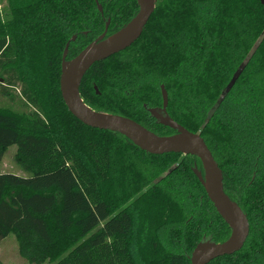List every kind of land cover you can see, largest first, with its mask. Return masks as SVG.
<instances>
[{
    "label": "trees",
    "instance_id": "trees-1",
    "mask_svg": "<svg viewBox=\"0 0 264 264\" xmlns=\"http://www.w3.org/2000/svg\"><path fill=\"white\" fill-rule=\"evenodd\" d=\"M0 9V94L21 87L32 110L0 108V163L11 146L28 174L0 172V243L13 234L28 261L52 264H190L203 235L229 228L191 168L196 157L150 155L123 136L84 126L59 92L66 59L102 31L94 0H5ZM107 35L136 13L135 0H98ZM88 31L85 39L81 32ZM234 82L226 91L230 81ZM199 133L224 193L246 215L242 248L208 264H264V7L259 0H156L140 37L94 63L79 86L94 111L129 118L157 135L160 106ZM93 87H96L94 90ZM242 144V146H241ZM166 233V242L162 235ZM27 245L23 251L22 246Z\"/></svg>",
    "mask_w": 264,
    "mask_h": 264
},
{
    "label": "water",
    "instance_id": "water-1",
    "mask_svg": "<svg viewBox=\"0 0 264 264\" xmlns=\"http://www.w3.org/2000/svg\"><path fill=\"white\" fill-rule=\"evenodd\" d=\"M98 10L100 6L94 0ZM135 15L121 28L110 35L104 31L84 46L74 57L66 59L69 41L64 46L59 75V92L67 111L86 127L116 133L127 139L132 145L150 155L180 154L196 157L201 170L192 168L194 176L202 186L206 197L217 215L229 228V236L221 243H215L211 237H202L188 260L190 264H208L210 261L238 252L249 232L246 215L223 191L222 173L199 133H191L166 112L167 95L161 86L162 104L159 108L147 109L156 124L170 129V135H157L135 121L115 114L94 111L85 105L79 95V86L85 73L99 61L130 47L141 35L148 19L154 11L156 0H135ZM264 7V0H259ZM227 87L226 91L228 90ZM94 90L96 88L94 87Z\"/></svg>",
    "mask_w": 264,
    "mask_h": 264
},
{
    "label": "rangeland",
    "instance_id": "rangeland-1",
    "mask_svg": "<svg viewBox=\"0 0 264 264\" xmlns=\"http://www.w3.org/2000/svg\"><path fill=\"white\" fill-rule=\"evenodd\" d=\"M6 5L5 0H0V9ZM234 82V77L229 83ZM159 88V87H158ZM13 99L10 97H4L0 94V108H10L18 112H28L32 110V107L26 105V102L22 98L21 87H15L11 90ZM242 146V144H241ZM15 146H11L5 152L1 163H0V172L2 173H12L19 176H25L28 174V171L22 167V165L15 158ZM166 233L162 235L163 243L166 242ZM27 245L22 246V250H26ZM0 264H52L47 261L43 263H37L33 261H28L21 252L19 251V244L16 240V237L11 234L6 239L0 243Z\"/></svg>",
    "mask_w": 264,
    "mask_h": 264
},
{
    "label": "flooded vegetation",
    "instance_id": "flooded-vegetation-1",
    "mask_svg": "<svg viewBox=\"0 0 264 264\" xmlns=\"http://www.w3.org/2000/svg\"><path fill=\"white\" fill-rule=\"evenodd\" d=\"M97 4L100 6V10H98V8H97V6H96V9H97V12H98V14H99V17L101 18V20L102 21H104V27H103V31H104V28H105V24L106 23H108V26H107V31H108V28H109V24H110V18L109 17H106V13H105V11H104V9L102 8V6L98 3V0H97ZM96 5V4H95ZM102 31V32H103ZM107 31H106V34H107ZM101 32V33H102ZM88 31H83V32H81V35L83 36V38H87L88 37ZM100 33V34H101ZM99 34V35H100ZM98 35V36H99ZM97 36V37H98ZM71 37H74V39L73 40H70L71 39ZM70 37V42H69V45H68V49H67V54H66V58L68 57V55H69V50L70 49H73L72 48V45H76L78 42H79V39H80V36L79 35H77V34H73L72 36ZM97 37H95V38H97ZM68 40V41H69ZM67 43V42H66ZM161 86L164 88V86L161 84V85H159V94H160V99H161ZM94 88V87H93ZM96 88V87H95ZM164 90H165V88H164ZM166 91V90H165ZM166 95H167V92H166ZM161 104H162V100H161ZM161 104H160V106H161ZM167 104H168V95H167ZM160 106H156V107H147L146 106V104H143V108L147 111V109H149V108H159ZM166 112H167V108H166ZM147 113H148V111H147ZM149 114V113H148ZM168 114V113H167ZM170 117V116H169ZM171 118V117H170ZM172 119V118H171ZM154 120V119H153ZM154 122H155V120H154ZM156 123V122H155ZM182 156V155H181ZM194 166H196L197 167V165H196V163H193V166H192V168L194 167ZM192 168H191V171H192ZM197 169L198 170H201V167L200 168H198L197 167ZM193 173V172H192ZM194 175V174H193ZM197 179V178H196ZM198 181V180H197ZM209 236V235H208ZM208 236H206V235H203L202 237H208ZM209 237H211V236H209ZM212 240V239H211ZM213 241V240H212ZM189 257V256H188Z\"/></svg>",
    "mask_w": 264,
    "mask_h": 264
}]
</instances>
